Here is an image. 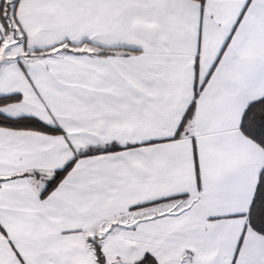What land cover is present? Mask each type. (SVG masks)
Masks as SVG:
<instances>
[{"label": "snow or ice", "instance_id": "snow-or-ice-1", "mask_svg": "<svg viewBox=\"0 0 264 264\" xmlns=\"http://www.w3.org/2000/svg\"><path fill=\"white\" fill-rule=\"evenodd\" d=\"M0 264H264V0H0Z\"/></svg>", "mask_w": 264, "mask_h": 264}]
</instances>
